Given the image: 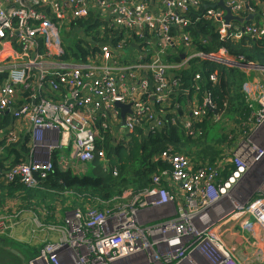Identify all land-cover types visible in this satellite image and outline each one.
Wrapping results in <instances>:
<instances>
[{"label": "built area", "instance_id": "built-area-1", "mask_svg": "<svg viewBox=\"0 0 264 264\" xmlns=\"http://www.w3.org/2000/svg\"><path fill=\"white\" fill-rule=\"evenodd\" d=\"M205 1L212 5L206 17L218 24L222 39L264 37V25L226 24L225 10H218L219 0ZM198 2L0 0V77L7 75L4 84L0 82V112L11 114L14 124L19 123L26 138L20 144L29 148L28 157L21 153L24 163L7 173L8 180L20 179L28 187L36 186L35 173L45 178L54 168V154L59 156L56 164L63 170L86 175L100 134L98 121L102 129L112 132L114 140L132 133L144 116L146 122L160 126L155 118L161 113L156 112L155 104L164 109L172 89L176 90L181 82L170 73L186 67L193 58L237 68L246 74L242 93L253 110V116L244 124L251 125L249 133L233 152L235 169L226 179H221L217 170L195 171L191 161L183 156L167 155L173 169L162 178L167 177L172 192L161 187V177H155L154 188L129 194L107 211L77 209L68 214L64 227H48L59 238L48 241L28 264H264V245L228 246L217 230L234 218L232 222L239 223L244 233L254 228L264 239V187L248 205H242L241 198L247 193L240 189L249 171L263 162V147L257 135L264 127V68L242 63L224 50L210 56L194 51L185 31L190 21L183 13ZM248 2L224 0L233 16L239 18L242 12L246 14L244 9L252 10ZM91 12L107 17L112 27L121 28L126 34L135 31L140 40L137 45L150 47V57H146L147 52L135 51L131 53L134 60L122 65L126 50L113 51L108 45H103L101 53L90 60L64 56L61 30L69 32L72 21L86 18ZM172 27L179 29L177 36H172ZM16 42L21 44V52ZM7 43H12L17 53H7ZM179 43L187 49L185 55H180L181 64L165 63V52ZM200 78L197 74L194 83ZM19 96L20 103H16ZM50 98H57L58 102ZM117 103L132 106L124 121ZM203 106H213L210 95L204 98ZM190 108L196 118L202 116L195 99ZM17 129L13 126L10 130L7 144H19ZM234 207L242 212L228 218ZM3 226L0 221V229Z\"/></svg>", "mask_w": 264, "mask_h": 264}, {"label": "trees", "instance_id": "trees-1", "mask_svg": "<svg viewBox=\"0 0 264 264\" xmlns=\"http://www.w3.org/2000/svg\"><path fill=\"white\" fill-rule=\"evenodd\" d=\"M261 5H264V0H250L252 13L257 17L247 23V26L264 25V7ZM210 6L212 5L209 2L199 0L197 6H190L183 13L190 21V26L186 27L185 31L190 35L192 49L206 56L224 50L231 58L242 63H253L264 68V37L222 39L218 24L206 17ZM241 14L246 15L244 12ZM102 17L101 14L91 12L86 18L72 21L71 30L66 35L72 39L77 38L74 47L63 44L64 56L73 57L75 60H90L101 53L103 45H108L113 51L126 50L120 61L122 65L134 60L131 53L135 51L141 54L147 52L146 57H150V47L137 45L140 40L135 31L126 34L123 29L112 27L107 17ZM233 22L240 25L237 21ZM171 32L172 36H177L179 29L172 27ZM125 34L126 43L122 42ZM17 43L15 46L21 52V44ZM186 53L185 45L179 43L174 48H169L163 59L169 65H179L182 62L180 55ZM170 74L181 81L180 86L174 90V96L178 92L183 94L188 91L185 98L191 103L195 97L203 112L202 116L196 118L189 110L190 105L187 109H182L175 108L171 103L166 104L163 109L157 104L156 112L161 114H157L155 120L161 122L160 126L146 122L144 116L132 133H126L118 139L116 137V140L112 137V132L101 128L99 120L100 134L96 140V151L90 164L91 169L86 175L63 170L56 164L59 156L54 154L53 170L45 178L35 173L36 186L28 187L20 179L8 180L9 170L24 163L25 159L19 154L17 143L7 144V135L14 126L11 114L0 115V221L4 224L0 229V262L26 264L32 257L39 255L48 242L33 246L13 238V226L22 224L23 215L36 216L31 215L35 219V233H50L49 226L61 227V223L65 225L68 214L77 209L83 212L88 209L107 211L115 202L117 204L118 200L129 194L133 196L154 188V178H162L164 173L173 169L167 155L189 159L195 171L217 170L221 179H226L234 171V149L232 150L230 138L228 139L224 132L229 131L235 140H240L251 127L244 125L253 116V110L242 93L246 74L237 68H228L200 58L191 59L186 67L173 70ZM197 74H200L201 78L195 84L194 78ZM5 81L6 77L1 76L0 82ZM208 95L211 96L217 114L203 106L204 98ZM50 101L58 102L57 98H50ZM119 119L117 117L116 122ZM217 119L219 120L216 121ZM25 147L23 144L19 149L27 152L29 148ZM169 186L167 177L162 178L161 187L172 192L173 189ZM63 198L66 202L61 200ZM46 202L56 207L47 211L43 208ZM62 211H66L64 216L61 215ZM12 251L18 252L24 259ZM3 252H6L9 258L2 256Z\"/></svg>", "mask_w": 264, "mask_h": 264}, {"label": "rangeland", "instance_id": "rangeland-1", "mask_svg": "<svg viewBox=\"0 0 264 264\" xmlns=\"http://www.w3.org/2000/svg\"><path fill=\"white\" fill-rule=\"evenodd\" d=\"M61 36H62V40L65 44V46H71V47H74L75 45V42H76V38H71V36H67L66 35V32L65 30H61ZM219 119H217L216 121H218ZM249 133V132H248ZM224 135H227L228 136V139L230 138V141H231V148L232 150L237 147V144L240 142V140H235L231 133L228 131V132H224ZM246 135V134H244ZM257 141L262 145V147L264 148V127L263 129L261 130V132L257 135ZM261 156H262V161L261 164H259L258 166H256L253 170L251 169L247 175V177L245 178V180L243 181L242 183V186H241V191L242 192H245L248 194L247 196L241 198L242 200V205H248V203L252 202L253 200H255L258 196H259V191L261 190V188L264 187V152L261 151ZM261 158V157H260ZM232 162V161H231ZM91 166L92 165H89V171L91 169ZM262 167V170L261 171H258V168ZM88 171V172H89ZM263 183V186L261 187ZM62 201L66 202V199H61ZM239 204V203H238ZM56 206L54 204H51L50 202H46L45 205L43 206V208H45V210L47 211H51L52 209H54ZM238 212H242V210H240L239 208H233L230 215L228 216V218L235 214V213H238ZM30 213V212H29ZM36 214H39V212H35ZM66 213V211H62L61 212V215L64 216V214ZM26 214V213H25ZM31 214V213H30ZM28 216V218L32 221L34 220L29 214H26ZM32 216L36 217L34 214H31ZM246 216H248L246 214ZM23 218H24V215H23ZM228 218H226L224 221H226ZM224 221H222L221 223H223ZM251 221L252 222H255L253 218H251ZM219 223V224H221ZM218 224V225H219ZM36 226V224H35ZM59 226H63V224H59ZM15 227V226H13ZM25 228V225L24 224H21L19 226H16L14 228V231L12 232L11 231V235L13 234V238L17 241H20V242H24V243H29L33 246H40L42 245L45 241H48L49 240V236H48V232L45 231V232H36L35 235L36 237H33V233L30 231L29 233H27V229L24 230ZM34 226H30V229H33ZM228 228V226H224L223 228H218L217 230L220 232V234L222 233L223 234V239L225 241V238H226V234L224 233L226 231V229ZM10 234V233H9ZM26 234V236H25ZM55 236L54 233H50V236ZM229 246V245H228ZM238 248H240L238 246ZM246 252L244 253H247L249 251L247 250H244ZM2 256H4L5 258H9V255L6 253V252H3L2 253ZM38 257V255H37ZM33 258V257H32ZM36 258V257H35ZM31 260V259H30ZM29 262V261H28ZM0 264H6L5 262H0ZM28 264V263H26Z\"/></svg>", "mask_w": 264, "mask_h": 264}, {"label": "crops", "instance_id": "crops-1", "mask_svg": "<svg viewBox=\"0 0 264 264\" xmlns=\"http://www.w3.org/2000/svg\"><path fill=\"white\" fill-rule=\"evenodd\" d=\"M235 1H238V2H241V4H245V3H247V5L249 4V0H235ZM155 2V1H154ZM153 6H156V3H154V5ZM261 6H263L264 7V5H261ZM3 7H4V9L6 8V6L5 5H3ZM248 9V8H247ZM244 11L246 12V15L244 16V15H240L241 17L240 18H242V19H244V20H246L250 15L251 16H253V19L252 20H250V21H245V22H247V23H249V22H251V21H253L256 17H257V15H255V14H253L252 12H253V10H250L249 12H247L245 9H244ZM247 23H240L239 22V24L242 26V25H245V24H247ZM15 40H17V39H15ZM15 41H13V43H14ZM12 44V43H11ZM11 44H9V43H7L6 45H5V48H6V51H8L7 53H11V52H15V53H17L16 52V50H14L13 49V46L11 45ZM10 58H12L11 56H10ZM7 59H9V58H7ZM18 62H20V61H18ZM6 63V62H5ZM15 63V62H14ZM1 65H3V64H1ZM6 65H8V64H6ZM10 65H13V64H10ZM3 66H5V64L3 65ZM0 69H1V67H0ZM255 73H253L252 75L253 76H255L254 75ZM3 76H5L6 78H7V75H3ZM173 79V78H172ZM256 80V79H255ZM258 80L260 81L261 79L260 78H258ZM2 83V82H1ZM2 84H4V83H2ZM6 84V83H5ZM30 85V84H29ZM255 86V85H254ZM26 90H24V92H25ZM24 92H22V94H21V97H24L23 96V94H24ZM259 92V89L256 87V93H258ZM175 94V92L173 93V95ZM187 92H183V94L182 93H177V95L176 96H174L173 97V99L171 98V97H168V99L165 101V102H167L169 105H171V103H172V105H174V107L175 108H179V107H181L182 109H187V106L189 105V103H188V101H187V99L185 98L186 96H187ZM21 97L19 96V98L17 99V102L16 103H20L19 102V99H21ZM195 99V98H194ZM196 100V99H195ZM151 104V106H153L154 105V102H151L150 103ZM156 106V105H155ZM12 116V115H11ZM14 126L16 127V128H19V129H17V132L19 133V136H20V142H19V146H18V152L19 153H27V155H26V157H28V154H29V149H28V151L27 152H25L23 149L22 150H20L19 149V147H21L22 145L20 144L21 143V141H23L24 139L26 140V138H25V135L22 133V129L20 128V125H19V123L18 122H16L15 124H14ZM25 126H27L28 128H29V124H27V125H25ZM25 126H22V127H24V129L26 128ZM25 148H27V147H25ZM71 211V210H70ZM31 216V215H30ZM21 219H22V224H24L25 225V228H24V230H26L27 229V233H29L30 231L35 235V230L34 229H30V226H34L35 225V219L34 220H30L29 218H28V216L27 215H24V218H22L21 217ZM234 218H231L230 220H229V222H228V224H227V226H228V228L226 229V232H225V234H226V238H225V243H226V245H232V246H239V247H243V248H249V245H247L248 243H258L259 245H264V239L262 238L263 236H262V234L260 233V232H258L257 230H254V228H250L249 229V231L248 232H246V233H244L243 232V230L241 229V226H240V224L239 223H237V222H232V220H233ZM232 223V224H231ZM21 225V224H20ZM13 226V225H12ZM16 227V226H15ZM14 227V228H15ZM61 227H64V224H63V226H61ZM51 233V232H50ZM50 233H49V240L48 241H55V240H57L58 238H59V236H58V233H54V232H52V233H54L55 234V236H50ZM246 234L248 235V236H246ZM259 234H261L259 237H258V235ZM251 235V236H250ZM25 236H26V234H25Z\"/></svg>", "mask_w": 264, "mask_h": 264}, {"label": "water", "instance_id": "water-1", "mask_svg": "<svg viewBox=\"0 0 264 264\" xmlns=\"http://www.w3.org/2000/svg\"><path fill=\"white\" fill-rule=\"evenodd\" d=\"M217 6L222 8L223 10H225L226 16H225L224 20H225L226 24H230L233 21L244 22V21H250L253 19V16H251V15L246 20H243L242 18L233 16L232 9L230 7L225 6L224 0H219V3L217 4ZM116 108L118 110H120V116H121L122 121H124L125 117L127 115L131 114V112H132V110H131L132 106L131 105H124L122 103H117ZM208 109L211 112H214L215 114H217V111L215 110L214 107L208 106ZM4 114H7V113H1L0 112V115H4ZM12 252H13V254L20 257L22 260L24 259V257L22 255H20L18 252H16V251H12Z\"/></svg>", "mask_w": 264, "mask_h": 264}, {"label": "clouds", "instance_id": "clouds-1", "mask_svg": "<svg viewBox=\"0 0 264 264\" xmlns=\"http://www.w3.org/2000/svg\"><path fill=\"white\" fill-rule=\"evenodd\" d=\"M209 62H210V61H209ZM172 90H173V91H172V95H170V97L173 99V97H174L173 93H174V90H175V89L173 88ZM167 104H168V103H167ZM155 105H156L155 107H156V109H157V108H158L157 103H156ZM158 105H159V107H160V104H158ZM189 105H191V103H189ZM211 107H213V106H211ZM189 110H191L190 106H189ZM129 115H130V114H129ZM127 116H128V115H127ZM127 116H126V117H127Z\"/></svg>", "mask_w": 264, "mask_h": 264}, {"label": "bare ground", "instance_id": "bare-ground-1", "mask_svg": "<svg viewBox=\"0 0 264 264\" xmlns=\"http://www.w3.org/2000/svg\"><path fill=\"white\" fill-rule=\"evenodd\" d=\"M263 152H264V148H263V150H262ZM264 177V176H263ZM264 182V181H263ZM263 184V183H262ZM246 195H248V194H246Z\"/></svg>", "mask_w": 264, "mask_h": 264}]
</instances>
